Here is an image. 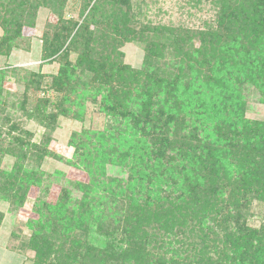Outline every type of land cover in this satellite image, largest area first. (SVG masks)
<instances>
[{
    "label": "trees",
    "instance_id": "16d2710c",
    "mask_svg": "<svg viewBox=\"0 0 264 264\" xmlns=\"http://www.w3.org/2000/svg\"><path fill=\"white\" fill-rule=\"evenodd\" d=\"M47 1L53 3L63 31L70 36V26L75 28L76 23L62 19L68 0ZM211 3L218 11L217 23L205 31L203 41L214 46L222 41L223 56L213 57V52L206 51L196 57L189 52L182 55L175 45L168 52V45L155 41L149 57L157 50L161 66L155 68V64L152 72H146V81L137 80L143 86L151 83L157 92L147 96L124 90L126 78L103 67L95 48L98 35L115 42L122 35L138 39L139 34L128 27L129 13L137 9L134 15L142 14V6L132 0H96L83 16L70 44L72 49L82 45L84 51L92 50L89 56L79 54V64L89 59L85 67L93 90L84 81L79 97L85 101L95 93V103L102 97L105 107L101 110L108 118L114 116L118 125L119 152L114 147L106 151L94 142L102 134L81 133L87 139L79 146L74 142L75 155L67 163L82 169L89 181L80 185L76 199L66 191L56 206L49 207L51 214L43 212L38 221L27 223L33 230L24 245L34 253L30 264H264V118L247 117L250 105L244 96L256 92V101L264 105V0ZM7 5L0 1V24L20 28L14 22L18 16H5L15 12ZM107 23L116 38L107 36L108 31L105 35L106 31L90 30L92 25ZM149 30L174 44V37L185 28L160 25ZM17 32L4 38L1 54L7 55L14 47L20 37ZM59 37L42 39L44 57L62 51L67 39L61 44ZM68 69L73 68L69 64L61 67L66 73ZM3 75L0 72V78ZM132 96L138 102L135 107L132 102L127 104ZM219 97L223 105H218ZM118 105L122 119L115 115ZM23 115L39 121L47 133L34 145L19 133L20 125L7 133L14 143L8 152L16 163L10 172L0 171L5 180L0 181V197L14 204L20 203L28 186L44 183L42 174L25 168L26 160L33 157L39 163L56 157L48 148L55 130L51 123L57 119L49 118L44 109ZM109 164L128 168L130 184L120 182L117 187L107 177ZM116 187L119 192L115 193ZM107 193L113 195V208L97 209L96 197ZM137 201L143 203L137 205ZM257 208L262 218L259 227L251 224ZM115 213L122 223L123 239H112L100 247L88 238L92 224L104 230L108 220L117 222Z\"/></svg>",
    "mask_w": 264,
    "mask_h": 264
},
{
    "label": "rangeland",
    "instance_id": "374dc122",
    "mask_svg": "<svg viewBox=\"0 0 264 264\" xmlns=\"http://www.w3.org/2000/svg\"><path fill=\"white\" fill-rule=\"evenodd\" d=\"M95 1L92 0L89 4L84 0L67 1L62 19L72 20L73 23H76L75 28L70 26L73 30L68 36L62 29L60 15L52 7L53 3L47 0H9V2L5 0L6 5L8 2L7 7L15 11L14 14L7 13L5 16L9 15L10 19H15L18 16L14 22H19L21 27L18 28L15 24L8 27L0 24V51L6 36L10 37L16 31H18L17 36L20 35L7 55L0 53V72L4 73L3 78H0V90H2L0 95V130L3 131L0 139V171L10 172L16 163V158L8 152L14 143L12 138H7V133H10L13 127L20 125L22 130L19 133L28 137L27 140L31 145L39 144L47 133V129L39 121L29 119L23 114L44 109L49 118L57 120L51 123L55 130L51 134L52 141L48 148L56 155L55 160L49 158L38 163L33 157H30L25 162L26 169L38 172V176L42 174L44 183L41 186H28L23 197L19 198L18 202L20 203L18 204L0 197V264H30L34 253L26 249L24 245L30 241L33 230L27 226V223L32 220L38 221L43 212L51 214V211H48L49 207L56 206L66 191L72 193L76 199L79 195L80 185L89 181L88 175L82 169L67 163L75 155L74 142L77 141L78 146L85 142L86 137L84 138L82 132L96 131V133L102 134L99 139H95L92 135V141L94 138V142L101 144L106 151L110 147H114L117 154L119 152L120 143L116 130L118 125L114 121V116L108 118L101 110L102 107H105L102 97L98 98L97 103L93 99L95 93L92 94L93 97L89 94L88 96H91L92 99L85 101L79 97L84 81H87L88 87H91V91L93 90V86H90V71L85 67L87 62H90L89 59H84L83 66L79 64V54L83 52L89 56L92 50L87 48L84 51L82 45L80 48L72 49L70 44L79 30L84 19L83 16L86 17L89 14ZM132 1L133 3L136 1L142 6L140 9L142 14L134 15V12H138L137 9L129 13L131 22L128 27L139 34H137L138 39L133 38V35H122L118 38L119 42H115L98 35L95 48L102 56L98 57L99 55L95 52L93 54L94 57L97 54V59H99L96 60L103 67L106 65L107 69L126 78L127 87H123L124 90L132 92L134 95L137 93L144 96L157 94L151 83L146 86L138 84V81H146V72H152L155 64V68L161 66V62H157V60L159 61L156 57L157 50L154 56L149 57L155 41L158 44L168 45L170 47L168 52H173V45H175L179 54L182 55L189 52L193 57H196L200 52L206 51L213 52V57L223 56L222 53L225 49L222 41L217 46H214V43L208 44L203 41L205 31H209L208 28L212 27L210 25L216 26L217 23L218 11L213 8L212 0H203L201 4L198 0ZM84 6L86 8L82 14L81 10ZM19 7H21L20 10ZM160 25L172 29L182 27L185 30L181 35L174 37V44H172L165 40V36L161 34L153 36L150 32L149 29L154 26L160 27ZM96 29L106 31L105 35L108 31L107 36L116 38L108 23L90 27L91 31ZM57 37L61 44L63 38L67 39L64 48L57 55L44 57L42 39L49 38L53 41ZM76 39L77 37L74 40ZM205 58L209 61V56L206 55ZM64 64H69L73 69H68L67 73L65 70L62 71L61 67ZM93 67L96 68V65ZM140 74L141 77H139ZM140 78L142 80H138ZM213 86L218 87V84L215 83ZM244 96L246 97L245 101L250 105L247 117L250 119L264 118V105L256 101L259 94L245 92ZM219 99L220 97L217 100L218 105H223L224 99H220L221 101ZM131 102L133 107L138 103L134 96L129 98L127 104ZM122 111L121 106L118 105L115 115L119 119L123 118ZM73 134L76 139L73 138ZM13 135L18 136L16 133ZM106 174L108 178H113L116 184L122 182L123 185L130 184L132 175L128 168L118 166L116 168L112 167V164L107 166ZM0 181L5 182L4 178H0ZM117 187L114 190L115 193L119 192ZM100 197H105V200ZM113 199V195L109 193L96 197L97 209L100 207L113 208L111 205ZM137 202V205L143 203ZM153 203L155 205L156 202ZM113 211L115 210L113 209ZM255 213L251 224L259 227L262 218L258 208ZM115 214L117 222L108 220L104 230L99 228L98 231L97 225L92 224V231L88 238L99 243L100 247H106L107 242L112 239L114 241L123 239L120 226L122 223L119 222L118 214Z\"/></svg>",
    "mask_w": 264,
    "mask_h": 264
}]
</instances>
